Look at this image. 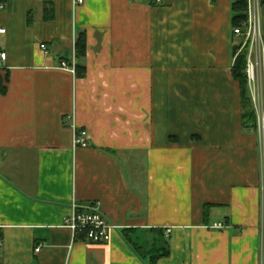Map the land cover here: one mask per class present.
<instances>
[{
	"label": "crops",
	"instance_id": "crops-1",
	"mask_svg": "<svg viewBox=\"0 0 264 264\" xmlns=\"http://www.w3.org/2000/svg\"><path fill=\"white\" fill-rule=\"evenodd\" d=\"M236 1L0 0V264H148L122 232L146 253L162 234L156 264H264V126L243 125L231 77ZM258 19L264 48L261 0ZM80 33L77 78L60 64ZM73 200L99 203L105 243L72 242Z\"/></svg>",
	"mask_w": 264,
	"mask_h": 264
},
{
	"label": "built area",
	"instance_id": "built-area-1",
	"mask_svg": "<svg viewBox=\"0 0 264 264\" xmlns=\"http://www.w3.org/2000/svg\"><path fill=\"white\" fill-rule=\"evenodd\" d=\"M159 4L160 0H154ZM83 0H72L73 7L82 5ZM260 0H247V21L232 32L233 39L238 47L235 56L246 52L244 75L247 89L256 115L257 131L262 132L264 126V48L261 43V33L258 19V8ZM4 10V4L0 2V11ZM0 34H5L0 29ZM6 54L0 52V71L6 61ZM60 68L75 73V58L72 64L67 66L64 62ZM67 125L73 132V147L87 148L89 142L87 133L75 124L73 116L67 118ZM62 227L71 233L72 242H88L90 244L105 243L113 226L107 221L100 210L98 202H90L79 205L74 200L70 204L69 213L64 217ZM211 229L221 230L222 224H214ZM40 246L35 249L39 252Z\"/></svg>",
	"mask_w": 264,
	"mask_h": 264
},
{
	"label": "trees",
	"instance_id": "trees-1",
	"mask_svg": "<svg viewBox=\"0 0 264 264\" xmlns=\"http://www.w3.org/2000/svg\"><path fill=\"white\" fill-rule=\"evenodd\" d=\"M261 3H264V0H261ZM231 28L232 32L234 29L241 27L243 23L247 21V0H238L233 2L231 5ZM74 57L76 62L81 61L85 57L86 51V42L85 35L83 33L78 34L75 44H74ZM246 61V52L240 53L234 57V62L231 68V77L238 83L239 94H240V103L242 108V122L246 127L248 125L250 128L256 130V115L250 101L247 83L244 75ZM75 63V76L77 78L84 77L85 69L82 65ZM209 206H204L203 214L206 216ZM125 233V232H124ZM122 232L123 238L128 242L132 247L134 252L140 257H148V264H156V262L163 257L168 256L169 247L166 240L161 234V240L163 241V246L158 250L155 249L153 252L146 253L142 250L141 247L133 244L130 239Z\"/></svg>",
	"mask_w": 264,
	"mask_h": 264
},
{
	"label": "water",
	"instance_id": "water-1",
	"mask_svg": "<svg viewBox=\"0 0 264 264\" xmlns=\"http://www.w3.org/2000/svg\"><path fill=\"white\" fill-rule=\"evenodd\" d=\"M237 49H238V47L236 45H234L232 47V55H233V57H235V54H236Z\"/></svg>",
	"mask_w": 264,
	"mask_h": 264
}]
</instances>
